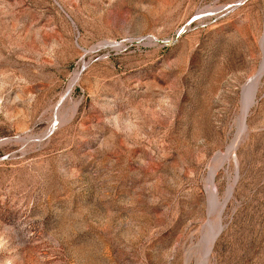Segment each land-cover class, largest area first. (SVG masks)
I'll return each mask as SVG.
<instances>
[{"label":"rangeland","instance_id":"rangeland-1","mask_svg":"<svg viewBox=\"0 0 264 264\" xmlns=\"http://www.w3.org/2000/svg\"><path fill=\"white\" fill-rule=\"evenodd\" d=\"M263 29L264 0H0V264H185ZM248 125L210 264H264V78Z\"/></svg>","mask_w":264,"mask_h":264},{"label":"bare ground","instance_id":"bare-ground-1","mask_svg":"<svg viewBox=\"0 0 264 264\" xmlns=\"http://www.w3.org/2000/svg\"><path fill=\"white\" fill-rule=\"evenodd\" d=\"M259 45L262 54V62L258 71L247 81V83L243 87L242 109L238 121V129L235 139L227 148L226 153L218 154L217 156H215L213 165L210 168L208 167L209 175L207 176L208 179H206L208 208L207 222L203 228L205 231L204 237L202 238L201 244L188 251L185 259V264H192L193 260H195V264H210L214 247L222 232L225 230V226L223 225V217L227 206L233 197L234 188L238 179V172L235 179L232 180L233 182L229 183L225 197L223 199H220L218 194L219 192H217L215 189L216 175L220 169H223L231 162H233L236 167L238 166L236 152L241 144L247 139L249 134L248 117L251 108H253L254 104L256 103V97L259 92L261 82L264 78V29L259 41ZM76 82L77 79L70 86L63 100L69 99Z\"/></svg>","mask_w":264,"mask_h":264}]
</instances>
